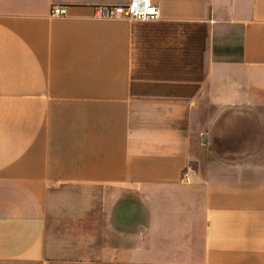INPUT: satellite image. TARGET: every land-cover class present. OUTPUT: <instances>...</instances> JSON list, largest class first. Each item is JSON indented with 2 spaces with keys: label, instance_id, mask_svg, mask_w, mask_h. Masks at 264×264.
I'll list each match as a JSON object with an SVG mask.
<instances>
[{
  "label": "crops",
  "instance_id": "crops-1",
  "mask_svg": "<svg viewBox=\"0 0 264 264\" xmlns=\"http://www.w3.org/2000/svg\"><path fill=\"white\" fill-rule=\"evenodd\" d=\"M153 1L0 0V264H264V0Z\"/></svg>",
  "mask_w": 264,
  "mask_h": 264
},
{
  "label": "built area",
  "instance_id": "built-area-1",
  "mask_svg": "<svg viewBox=\"0 0 264 264\" xmlns=\"http://www.w3.org/2000/svg\"><path fill=\"white\" fill-rule=\"evenodd\" d=\"M51 15L65 16L64 7H52ZM158 16V8L153 0H127L124 4L97 5L93 17L97 19L153 20Z\"/></svg>",
  "mask_w": 264,
  "mask_h": 264
}]
</instances>
